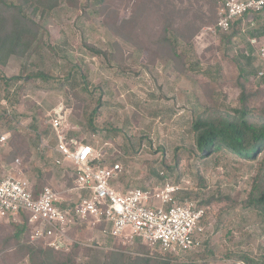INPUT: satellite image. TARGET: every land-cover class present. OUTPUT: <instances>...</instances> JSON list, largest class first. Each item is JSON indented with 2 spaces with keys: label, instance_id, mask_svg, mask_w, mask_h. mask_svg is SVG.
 Wrapping results in <instances>:
<instances>
[{
  "label": "rangeland",
  "instance_id": "1",
  "mask_svg": "<svg viewBox=\"0 0 264 264\" xmlns=\"http://www.w3.org/2000/svg\"><path fill=\"white\" fill-rule=\"evenodd\" d=\"M32 9L29 0L24 10ZM217 12V0H56L52 10L40 9L28 52L10 55L0 68V134H9L0 165L19 158L34 187L48 186L62 204L73 202L71 169L52 162L48 115L62 109L69 136L103 146L108 164L120 162L118 188L161 190L168 182L176 201L204 209L202 250L173 264L264 259V217L243 203L259 159L201 157L194 142L195 121L234 115L241 83L254 110L249 119L264 116V76H258L264 61L257 57L264 26L245 16L229 33H213ZM104 230L77 226L69 250L54 251L0 219V264H28L25 245L60 253L65 264H102L111 251H157L134 237L106 238Z\"/></svg>",
  "mask_w": 264,
  "mask_h": 264
},
{
  "label": "built area",
  "instance_id": "2",
  "mask_svg": "<svg viewBox=\"0 0 264 264\" xmlns=\"http://www.w3.org/2000/svg\"><path fill=\"white\" fill-rule=\"evenodd\" d=\"M218 2L213 33H229L233 24L245 16H257L264 26V0ZM257 57L264 61V43ZM258 76H264V72ZM48 118L54 139L52 162L56 167L71 169L73 186L68 192H73L75 199L62 204L48 186L35 192L16 158L10 165H0V219L18 223L25 215L29 242L54 251L69 250L70 231L88 224L104 225V236L109 239L134 237L172 261L202 250L207 240L205 212L196 201H176L168 182L161 190L118 188L113 181L122 172L120 162L108 164L103 146L85 144L69 136L62 109L53 111ZM8 139V133L0 134V147Z\"/></svg>",
  "mask_w": 264,
  "mask_h": 264
},
{
  "label": "trees",
  "instance_id": "3",
  "mask_svg": "<svg viewBox=\"0 0 264 264\" xmlns=\"http://www.w3.org/2000/svg\"><path fill=\"white\" fill-rule=\"evenodd\" d=\"M29 0H19L17 4L0 0V68L4 66L10 55L23 56L28 52L35 40L37 25L33 16L37 12H48L56 6V0H31L33 9L30 14L24 10ZM98 5L105 0H92ZM218 7L219 2L217 0ZM238 19L234 24H236ZM233 24V26H234ZM232 26V27H233ZM37 76H42L38 74ZM239 107L234 109V115L219 116L215 119H198L193 124L194 142L201 157H209L219 152H227L232 156L258 163L257 173L253 175L250 189L243 200L244 207L257 211L264 217V116L252 121L254 110L249 106L250 95L243 83L239 85ZM254 95L259 92L254 91ZM259 157V158H258ZM35 192L40 188L35 186ZM229 198H211V202ZM16 234L27 230V217L21 215L20 221L14 223ZM29 258L28 264H65L66 260L60 253H52L32 245L24 246ZM139 254L126 255L111 251L105 255L102 264H173L172 260L159 252H149L144 248L137 249ZM201 256V255H200ZM203 256H201L202 258ZM242 264H264L263 258L240 257ZM185 264H211L207 261H189Z\"/></svg>",
  "mask_w": 264,
  "mask_h": 264
},
{
  "label": "crops",
  "instance_id": "4",
  "mask_svg": "<svg viewBox=\"0 0 264 264\" xmlns=\"http://www.w3.org/2000/svg\"><path fill=\"white\" fill-rule=\"evenodd\" d=\"M263 71V70H262ZM258 88V87H257Z\"/></svg>",
  "mask_w": 264,
  "mask_h": 264
}]
</instances>
